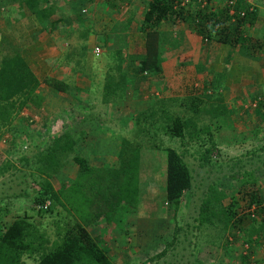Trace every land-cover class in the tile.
<instances>
[{
  "label": "rangeland",
  "instance_id": "rangeland-1",
  "mask_svg": "<svg viewBox=\"0 0 264 264\" xmlns=\"http://www.w3.org/2000/svg\"><path fill=\"white\" fill-rule=\"evenodd\" d=\"M60 1L66 2L69 9L67 11L77 17L75 33L71 32V35L66 37V43L75 41L76 46L79 45L81 57L89 56V60L92 62L98 63L99 60L104 62L107 71L108 66L113 64V59L112 51L106 50L104 36L109 39L112 32L124 33L122 22L129 15L140 18L147 0H125L115 12L109 10L103 0ZM223 1L194 0L191 2V0H182L183 3L188 4L190 12L197 7L203 9L204 12H211L221 7ZM263 1L260 0V2ZM78 9L84 11L78 14ZM179 23L188 31L192 29L188 21ZM251 25L252 23L249 22L244 26L245 30L242 35L245 37L246 43L242 42L241 53H247L249 47L252 48L258 43H263L258 41L261 35L257 33L256 37L251 33L253 31ZM133 26L132 23L131 29L127 32L124 56L141 54L144 50L145 35L141 31L132 29ZM113 28H115L114 31ZM66 29L69 30V27ZM173 40L177 39L173 38ZM244 44L248 48H245ZM95 46L100 49L99 55L92 53ZM199 71L200 68L197 67V72ZM131 76L121 100L108 102L109 104L103 103L102 108L109 107L110 112L101 116L98 115L97 108L90 110L92 122L87 127H83L84 131H90L94 127V131L99 129L103 132L104 123L102 121L111 118L115 120L118 130L123 129V132H120L121 136L140 140L141 162L149 161L158 164L151 177L155 184L161 185V189L156 186V190L152 193L150 182L147 181L153 168L150 163L148 172H146L149 175L144 174L142 177L141 174L139 175V181L143 182L145 189L140 195L142 206L148 203L150 208L153 205L151 216L149 217L148 213L144 214V209L133 214L124 213L118 209L115 215L120 213V220L114 222L115 226L106 227L100 231V244L108 251L112 264H264V213L261 211L252 212V208L246 206L248 197L244 196L243 200L237 201L236 213L250 212L255 220L253 225L257 223L263 225L259 233L260 237L257 240L251 238L253 242L248 247L244 243V235L240 231L242 228H247L246 224L249 220L246 218L242 220V223L236 224V228L226 229L215 222L203 223L196 227L195 221L198 202L210 184L220 188L225 194L221 199L224 205L229 202V197L238 199L236 190L241 188L240 191L255 189L264 200V108L253 107L255 101L257 102L263 96L255 94L248 102H242L245 106L239 107L241 110L233 105H228V107L224 103L222 105L218 103L227 112L226 122L220 124L219 122L224 118L222 114H216L217 116L212 118L206 114H192L191 106L194 104L198 106L197 102L199 106L204 103L205 107L211 101H214L213 104H215L213 94L219 92L215 88L210 90L202 78L197 79L191 73L190 84L186 81L188 83L186 85L178 83L173 85L174 88H168V94H175L177 97L175 96V100L171 102H164V107L180 118H196L193 121L196 122L197 127L205 124L208 126V131L200 132L199 136L193 140H190L188 136L180 139L171 137L162 130L164 118L158 116V113L155 114L154 121L147 118L150 109L157 108L156 102L160 100L158 96L163 93L166 86L153 80L155 77L145 75L146 77L143 76L140 80ZM91 96L96 102L95 93H92ZM193 97H197V99L193 100ZM100 99L103 100L102 96ZM239 110L241 114H238ZM140 111H144L146 114L141 117L139 125L136 126L135 117ZM218 111L216 109V112ZM15 119L12 121L10 130L0 139V155L3 154L1 152H4L6 158L7 155H11V160L14 161L12 166L0 161V228L14 218L26 215L39 231L44 232L48 240H52L55 237L57 226L62 223L64 212L55 203H49L46 211L38 210V212L39 205H33L31 198L38 190L40 179L33 169L17 167L19 157L27 154L35 144L42 143V138L45 139L50 132V126L47 130L41 126L38 128V122H32V117L29 118L32 123L23 119V121ZM78 126L80 128L83 126L81 121L73 129H80ZM90 139L87 141L90 142ZM90 143L89 147L86 144L83 145V148L88 152L86 157L89 159L94 156L92 149L94 151L99 147L96 139L93 142L91 140ZM211 145L213 149L207 155L209 159L202 160L204 149ZM165 146L182 154L192 176V189L183 193L175 212L163 201L161 182L164 176L162 173L164 151L162 148ZM158 157L161 160L158 161ZM6 161L8 160L6 159ZM77 169L79 168L77 167ZM61 171L63 168L59 171V177L65 181ZM68 172L67 174H72L71 170ZM76 184H82L79 177L76 179ZM66 197L67 195L64 196V198ZM91 197L86 192L79 201L80 206L78 207L76 204L78 208L75 213L90 218L92 214L88 208L92 205H88L91 204ZM64 198L61 197L62 200ZM63 205L72 209V200L67 198ZM89 225L87 224V227ZM91 228V235H95L96 230L92 226ZM237 229H239L238 233ZM23 264H33V260L23 258Z\"/></svg>",
  "mask_w": 264,
  "mask_h": 264
},
{
  "label": "trees",
  "instance_id": "trees-1",
  "mask_svg": "<svg viewBox=\"0 0 264 264\" xmlns=\"http://www.w3.org/2000/svg\"><path fill=\"white\" fill-rule=\"evenodd\" d=\"M22 1L26 4L32 3L33 0ZM124 1L103 0L112 12L117 11ZM226 1L224 0L221 7L211 12H204L199 7L190 12L188 4L186 5L182 0H147L140 18L127 16L122 22L124 33L112 32L109 39L105 36L103 38L106 50L112 51L110 56L113 59V64L108 66L104 76L101 95L103 103L121 100L131 75L141 80L145 75L155 77L160 72L161 61L172 50L168 48L174 45V41L167 33H159L158 26L162 22L173 25L188 21L192 31L202 40L225 42L230 45L238 41L246 43L242 35L244 26L251 22L256 9L249 10L247 4L236 0L233 13L230 15ZM49 8L36 9L34 12L45 17ZM240 10L243 11L241 16ZM77 12L79 14L81 10L78 9ZM132 23L134 24L132 29L141 31L145 35L144 50L141 54L124 56L125 39ZM49 81L47 83H50L55 90L61 91L59 88L63 85L61 82ZM37 84V80L17 57L9 58L6 64L0 66V139L10 130L13 119L24 105L29 103L34 107L38 106L41 98L34 92ZM192 99L196 100L197 97ZM261 99L258 100L260 102L255 101L254 108H264V96ZM215 101V104L211 101L206 107L204 103L199 106L197 102L198 106L194 104L190 110L193 115L201 113L208 117L210 115L211 118L216 117V114H222L224 118L219 122L222 124L226 122L227 112L226 109H222V104L218 105L220 103L218 99ZM156 105L157 108L150 109L147 118L154 121L156 113L162 116L164 123L161 128L167 135L180 139L188 136L190 140H193L199 136L200 132L208 131V126L205 124L197 127L196 122L193 121L196 118H180L170 112L161 100H157ZM216 109L219 111L216 112ZM90 114L88 111L83 119L91 121ZM145 114L144 111L136 114V126ZM90 137V133L81 131L80 136L75 139L69 132L61 131L48 135L42 143L35 144L27 154L19 157L18 163L21 164L17 167L33 169L40 179L38 190L31 198L33 205L41 206L45 201L50 204L55 203L62 208L64 218L57 226L52 240H48L44 232L39 231L26 215L14 218L3 225L0 228V264H23V258L33 260V264H112L108 251L100 244V231L106 227L115 226L114 222L120 220V213L115 215L116 210L133 214L144 209V214L148 213V216H151L153 205L150 208L148 203L142 206L140 195L145 189L143 182L139 181V175L141 174L142 177L147 174L150 163L153 168L147 181L150 182L152 193L157 187L161 189V185L155 184L151 177L158 164L149 161L141 162L140 140L122 137L112 155L93 156L89 159L85 157L88 152L83 145L86 144L89 147L90 142L87 140ZM212 149V145L204 149L201 159L207 161L209 159L207 155ZM162 150L164 151V160H162L164 176L161 182L163 201L175 212L183 193L192 189V176L180 152L166 146ZM69 157L80 170L77 177L82 184H76L77 177L70 184L59 177V171ZM159 159L158 157V161ZM241 189L236 190L239 200L229 197V202L224 205L221 202L225 195L222 190L213 184L207 186L197 205L196 227L203 223L215 222L222 225L223 229L234 228L246 218L249 220L246 224L247 228L240 229L244 235L243 241L248 247L253 242L251 238L257 240L261 235L259 233L263 227L262 223L253 225L255 220L250 212L237 214L238 204L236 203L243 200L242 197H248L246 206L252 208V212L264 213V200L253 188L248 191H240ZM86 192L92 196L91 204L88 205H92L88 208L92 214L90 218L75 213L80 206V199ZM65 195H67L66 198H64ZM61 197L64 199L62 200ZM67 198L72 200V209L63 205ZM39 206L37 211L41 212L46 211L48 207L42 209ZM87 224L90 225L87 227ZM91 226L96 230L95 235L90 233ZM238 230H236L237 233Z\"/></svg>",
  "mask_w": 264,
  "mask_h": 264
},
{
  "label": "crops",
  "instance_id": "crops-1",
  "mask_svg": "<svg viewBox=\"0 0 264 264\" xmlns=\"http://www.w3.org/2000/svg\"><path fill=\"white\" fill-rule=\"evenodd\" d=\"M263 4L264 1L253 0L252 6L256 12L251 18L252 28L250 27L253 35H261L258 41L263 43L252 48L245 45L247 53L240 52L243 44L239 41L232 45L213 40L208 42L202 40L192 29L186 30L181 23L174 26L172 23L162 22L158 26L159 33L165 32L172 40H177H173L174 45L168 48L172 50L161 61L160 72L153 79L166 86L158 98L162 102L175 100L176 95L168 94V88H174L173 85L178 83L186 85V81L190 84L191 73L197 79L202 78L210 90L215 88L219 93L213 94V99H218L227 106L243 107L245 104L242 102H248L253 95L264 96ZM48 7L50 8L45 17L34 12ZM67 10L66 2L60 0H33L26 4L22 0H0V66L6 64L9 58L17 57L37 80L34 92L41 98L37 107L29 103L24 105L16 114L15 120L31 122L29 118L32 117V122H38V128L41 126L47 130L50 126L48 135L67 131L76 139L81 131L90 133V142L96 139L99 143L98 148L94 151L92 149V154L96 157L109 156L113 154L120 138L124 137L120 134L123 129L116 128L115 120L108 118L102 121L103 132L99 129L94 131V127L90 131L83 130V127L92 122L83 119L88 111L97 108L98 115L101 116L110 112L109 107L102 108L103 101L100 99L106 67L100 60L97 63L90 61L89 56L81 57L79 45L76 46L75 41L66 43V37L71 32L75 33L77 26V17ZM197 67L200 68L199 72ZM48 80L61 82V91L55 90L47 83ZM91 92L95 93L96 102ZM240 110L238 114H241ZM78 120L83 126L74 130ZM1 153L0 161L14 165L11 155L6 158L4 152ZM77 167L70 159L62 167L61 172L68 184L79 175ZM68 170L72 174H67Z\"/></svg>",
  "mask_w": 264,
  "mask_h": 264
},
{
  "label": "built area",
  "instance_id": "built-area-1",
  "mask_svg": "<svg viewBox=\"0 0 264 264\" xmlns=\"http://www.w3.org/2000/svg\"><path fill=\"white\" fill-rule=\"evenodd\" d=\"M240 1H243L245 4H247L248 6V9L249 10H252L253 9V0H240ZM236 0H227L226 1V4L228 5V14H232L233 13V5L235 4ZM82 12L84 11L83 9L81 10ZM243 14V11H239V15L241 16ZM92 53L94 55H98L100 53V49L95 46L92 50ZM49 205V202L48 201H45L41 206L40 208L42 209H45L47 206Z\"/></svg>",
  "mask_w": 264,
  "mask_h": 264
}]
</instances>
